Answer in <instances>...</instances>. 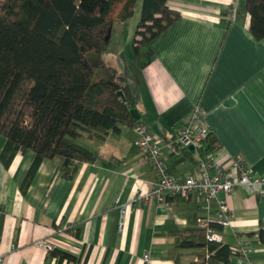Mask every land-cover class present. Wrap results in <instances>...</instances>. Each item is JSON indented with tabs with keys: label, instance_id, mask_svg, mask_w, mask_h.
Returning a JSON list of instances; mask_svg holds the SVG:
<instances>
[{
	"label": "crops",
	"instance_id": "1",
	"mask_svg": "<svg viewBox=\"0 0 264 264\" xmlns=\"http://www.w3.org/2000/svg\"><path fill=\"white\" fill-rule=\"evenodd\" d=\"M238 5L239 0H169L182 17L153 41L154 59L146 68L133 47L137 19L136 26L130 20L111 34L106 62L122 73L143 123L161 142L170 174L181 182L200 159L198 150L188 156L175 143L196 107L223 146L217 161L228 167L241 158L264 176V40L250 33V17ZM90 141L80 145L97 153V162L79 164L67 179L58 160H44L24 192L35 155L18 153L7 168L1 160L7 140L0 136V264L198 262L205 249L180 248L177 233L195 229L199 218H214L218 202L206 206L194 193L170 204L137 203L138 193L152 191L158 181L138 135L122 128L104 142ZM220 196L233 219L231 227L219 228L222 243L239 251L230 264H264L257 236L264 230V195L237 189ZM39 241L77 261L61 262Z\"/></svg>",
	"mask_w": 264,
	"mask_h": 264
},
{
	"label": "trees",
	"instance_id": "2",
	"mask_svg": "<svg viewBox=\"0 0 264 264\" xmlns=\"http://www.w3.org/2000/svg\"><path fill=\"white\" fill-rule=\"evenodd\" d=\"M139 2L133 47L146 68L154 59L153 41L182 17L169 0H0V136L7 140L1 160L8 168L18 153H34L24 192L44 160H58L61 176L72 179L79 164L100 159L77 140L104 142L143 123L131 115L138 110L132 89L106 62L113 28L133 19ZM238 6L250 17V33L264 40V0H239ZM99 71L105 77L96 80ZM222 148L209 130L196 150L206 157ZM190 151L182 150L188 156ZM177 235L180 248L205 249L194 264H230L239 255L233 247L209 242L201 229ZM257 236L264 246V230ZM50 254L61 262L77 261L59 249Z\"/></svg>",
	"mask_w": 264,
	"mask_h": 264
},
{
	"label": "built area",
	"instance_id": "3",
	"mask_svg": "<svg viewBox=\"0 0 264 264\" xmlns=\"http://www.w3.org/2000/svg\"><path fill=\"white\" fill-rule=\"evenodd\" d=\"M233 13L236 15L237 10L234 9ZM205 118L206 113L200 107H196L190 121L180 129L177 135L175 143L181 150L197 149L203 143L209 132ZM133 130L138 135V147L158 175V181L153 190L148 193H138L136 202L149 203L156 200L161 204H170V198L189 200L194 193L204 198L206 206L218 202L219 210L214 218H199L196 223V228L204 230L211 243L221 244L223 238L219 228L232 226V215L228 212L221 194L227 195L237 189H243L249 195H264V176L255 175L241 158H233L231 165L226 167L217 161L216 155L200 157L195 173L183 182L178 181L170 174L163 159L160 140L150 132L148 126L142 123ZM125 214L126 209H123V218ZM38 244L48 252L55 249L49 242L39 241ZM144 259L147 261L149 255H146Z\"/></svg>",
	"mask_w": 264,
	"mask_h": 264
},
{
	"label": "rangeland",
	"instance_id": "4",
	"mask_svg": "<svg viewBox=\"0 0 264 264\" xmlns=\"http://www.w3.org/2000/svg\"><path fill=\"white\" fill-rule=\"evenodd\" d=\"M141 9H142V2H139V4H138L137 7H136L135 16L133 17V19H131V22H129V23H133V25L136 26L135 21H136V19H137L138 22H139V20H140V15H141ZM127 27H129V26H127ZM101 77L104 78L105 76H104V73H103L102 71H99L96 80H98V79L101 78ZM84 139H85L86 142H84L83 139H79V140H77V143H80V144L84 143V146H85V144L91 142V141H90L89 139H87V138H84Z\"/></svg>",
	"mask_w": 264,
	"mask_h": 264
},
{
	"label": "water",
	"instance_id": "5",
	"mask_svg": "<svg viewBox=\"0 0 264 264\" xmlns=\"http://www.w3.org/2000/svg\"><path fill=\"white\" fill-rule=\"evenodd\" d=\"M118 96H119L124 102L126 101V98H125L123 92H119V93H118ZM131 115H132V117H133L134 120H140V119L142 118V116H141L139 110H137V109H133V110H131Z\"/></svg>",
	"mask_w": 264,
	"mask_h": 264
}]
</instances>
